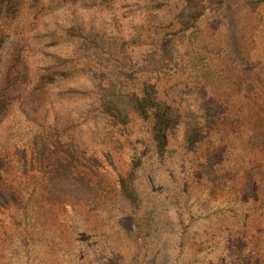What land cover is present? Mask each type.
<instances>
[{
    "label": "rangeland",
    "instance_id": "1",
    "mask_svg": "<svg viewBox=\"0 0 264 264\" xmlns=\"http://www.w3.org/2000/svg\"><path fill=\"white\" fill-rule=\"evenodd\" d=\"M228 1L0 0V45L23 42L10 43L18 88L0 107V185L16 197L0 207V264H264V0ZM144 79L180 108L162 162L150 121L113 126L99 103L97 84ZM203 103L212 116L187 148L185 112ZM139 158L133 205L119 180ZM57 160L95 202L53 198Z\"/></svg>",
    "mask_w": 264,
    "mask_h": 264
},
{
    "label": "trees",
    "instance_id": "2",
    "mask_svg": "<svg viewBox=\"0 0 264 264\" xmlns=\"http://www.w3.org/2000/svg\"><path fill=\"white\" fill-rule=\"evenodd\" d=\"M188 1L191 3L192 0ZM225 1L229 2L228 0ZM66 28L69 32L75 30V27ZM11 35H14V37H12L13 45L16 43H18V45L19 43H23L17 35L12 33ZM10 43L11 42H6L0 45V107L6 104V102L8 104V102L12 103L14 101L13 93H15L18 88L16 85L17 82L12 78L16 73V71L13 72L11 69L14 63L15 53L12 52V43ZM149 67L150 66L145 65L144 70L153 71V68ZM52 81L53 80H51V82ZM96 86L102 112L111 117V124L113 126H126L132 120L133 114L151 122L154 151L159 161H164L169 148V136L179 118L180 108L166 98L164 99L159 91L157 83H153L150 80H141L137 86L130 88L128 92H117L108 87L101 86V84H97ZM34 105L35 104H32L30 107L35 111L34 114L36 115L38 110ZM202 107L204 109L203 114H199L196 109H190L185 112L188 118L193 119L191 122H188L184 132V142L187 148H192L201 140L205 125L212 116V109H210L208 105L204 104ZM47 146H49V139L47 144L36 140L35 151L39 162L44 158L43 154L46 152ZM56 149L67 154L71 158L76 157L78 151L77 145L73 142L65 144L59 142V144L56 145ZM6 164L7 159L0 151V184L3 180L2 177ZM57 164L61 165V162L59 160L55 162V167L51 170L49 175L51 192L54 199L58 198L63 202L67 197L85 202H95L97 200L99 192L88 182L89 178L87 176L75 175L71 170L58 166ZM217 164L218 162L214 154L210 152L206 161L201 163V171L210 180H214L213 177L216 176L218 172ZM141 165V158L134 160L131 171L126 177H121L119 180L123 196L133 205L137 204L139 200L132 186ZM246 181L248 187H251L254 181L251 172H246ZM14 201H16L14 194L6 192L0 185V207L7 208Z\"/></svg>",
    "mask_w": 264,
    "mask_h": 264
}]
</instances>
